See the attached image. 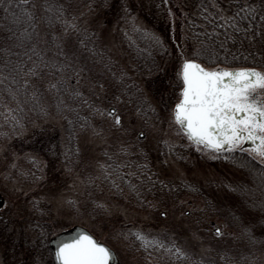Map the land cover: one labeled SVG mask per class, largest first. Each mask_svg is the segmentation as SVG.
<instances>
[{
    "label": "trees",
    "instance_id": "1",
    "mask_svg": "<svg viewBox=\"0 0 264 264\" xmlns=\"http://www.w3.org/2000/svg\"><path fill=\"white\" fill-rule=\"evenodd\" d=\"M87 1L89 0H61L67 5V18L79 16L80 9L87 4ZM99 1L108 2L109 13L115 11L122 17L118 21H124L125 30L118 28L121 36L120 43L129 56L133 71L142 82L141 85L134 78L129 79L125 75H120L121 79L117 80L116 70H112L113 66L97 59L98 47L94 48V41L90 40V37L87 39L91 48L85 49L77 44L78 33L74 36V33L66 36L58 23L51 27H45L43 23H39L37 28L40 30L41 27L44 31L43 40L39 35L33 36L31 41L25 40L24 46L19 49L14 48L13 52L26 53L32 60L40 59L39 54L42 52L49 61L55 59L71 64L72 67L63 73L69 77L68 90H61L59 93L42 92L41 105H47V114H45L37 109L34 102L27 100L23 93L19 95L20 104L18 105L6 91L8 87L15 88L16 85L11 84L9 80L0 83V143L18 136L14 134L13 122L10 114L4 110L5 106L13 109L14 114L17 107L22 108L18 115L22 118L25 127L17 129L20 133L35 119L48 115L59 116L62 121L63 137L59 141L54 158L57 164L67 165L68 168L77 170L81 166V156L80 150L76 151L78 149L76 132L80 128L89 127L92 122L96 121L97 113L101 112L94 111V108L105 109L103 105L107 103L116 106L121 112L131 111L141 118L157 121L160 118L158 112L160 110L167 112L178 99L177 74L170 71L167 64L168 62L180 64L181 54L191 58L194 51L204 48L208 53H214L210 57L200 58V62L205 66L213 67L219 64L222 67H264V60H262L264 36L261 35L264 34V19L261 18L264 17V0H155V6L160 11L159 15L173 12L176 17L170 20L161 15L157 19L146 16L144 24H137L128 18L137 10L136 4L131 0H129L130 3L124 0ZM245 4L254 7V14H249L244 8ZM10 11L17 16L20 15L16 0H13V7ZM227 17H233L235 24L231 21L226 23L224 18ZM37 19H40L39 13ZM172 24L180 28L181 34L174 35L171 30L175 27L173 28ZM0 25L13 29L29 27L23 20L19 25H15L2 7H0ZM237 27L240 31L236 30ZM53 30L68 42L69 46L63 50L66 55L71 56V59L66 60L65 56L59 55V52L47 42ZM145 32L148 34L146 35ZM153 35L163 42L162 45L153 39ZM230 36L232 39H229ZM249 36L254 39L250 41ZM0 39H2V34H0ZM33 43L36 44L35 53L29 51ZM15 58L24 59L23 56L9 57L13 64ZM211 60H214L215 64L211 63ZM2 63L6 61L3 53H0V64ZM80 64H86V70L79 73L80 79L77 80L74 72ZM30 66L31 61L25 60L26 69ZM43 71V80L32 78L41 89H44L49 78L48 73L55 70L45 69ZM89 73L93 85L96 86H99L98 76L108 77L112 85L109 97H101L87 90L88 87L83 80L89 78ZM51 79H56L55 75H52ZM146 89L152 95L151 97L156 99L155 102L145 94ZM74 90L82 95L74 96L72 94ZM114 96H121L122 99L116 101L113 99ZM145 98V103L137 102ZM58 99L68 107H61L58 110ZM137 109L140 110L137 111ZM44 145L45 143H39L37 146ZM122 146L126 147L127 151H122ZM164 148L165 146L161 145L157 148L156 155L151 156L146 151L143 152L138 143L130 145L115 140L107 149H101L102 165L109 167L107 169L100 167L98 181L95 178L85 179V189L90 190L91 194H85L86 197L77 209H75L77 206L75 201L69 200V205L71 202V207L74 208L73 210L70 207L75 213L74 221L85 223V217L92 221L101 216L103 209L98 206L97 201V194L101 192L99 187L105 188L116 199H122V193L125 191L136 207L151 212H155L153 204L156 201L167 206L170 202H176L177 198L183 194L198 195L203 199V207L202 215H197L196 225L208 249L203 260L204 264H264V207L261 206L264 205V175H262L264 165L253 157L255 155H250L247 151L218 153L225 161L237 168L241 175L237 179L218 181L216 187L224 193V196L215 198L209 196V193L212 195L215 193L213 189L216 187H213V184L207 190L191 181H165L155 177V169L150 157L161 159ZM67 153H71L68 157L70 164L65 159ZM225 156L228 158L225 159ZM178 159L182 160V157ZM28 162L30 169L24 171L26 180L39 175L37 162L30 159ZM114 165L119 166L118 172ZM130 173H135V175H130ZM114 183L116 186H113ZM130 185H135V190ZM25 200L30 204V209L35 215L28 218L31 224L35 227L48 225L51 219V215L48 214L50 211L41 212L36 199L25 197ZM155 215L157 220L162 221L159 214ZM211 215L216 216L224 224V236L216 237L212 229L210 230ZM245 226L251 229L255 237L254 241L244 233ZM171 230L173 229L167 225L161 226L160 230L155 232L156 238L164 241L165 244L173 243L171 234L175 231L173 230L172 233ZM222 255L223 259H221Z\"/></svg>",
    "mask_w": 264,
    "mask_h": 264
},
{
    "label": "rangeland",
    "instance_id": "2",
    "mask_svg": "<svg viewBox=\"0 0 264 264\" xmlns=\"http://www.w3.org/2000/svg\"><path fill=\"white\" fill-rule=\"evenodd\" d=\"M127 1L130 3L129 0H124ZM131 1L136 4L137 10L128 18L137 24H144L146 16L157 19L161 15L170 20L176 17L173 12L159 15L155 0ZM86 3L76 17L81 29L87 28L89 33H95V38L90 37V40L94 41L95 49L98 47L97 59L111 64L117 77L123 74L129 79L134 78L141 85L142 82L133 71L129 56L120 43L118 28L125 30L124 21H118L122 17L115 11L109 13L108 2L89 0ZM81 13L83 15H80ZM172 26L175 27L174 24ZM171 31L175 36L181 34L178 26ZM39 37L42 40L44 38L41 27ZM167 67L177 74L179 64L168 62ZM88 76L90 78V73ZM89 78L83 80L87 90L101 97H109L112 85L107 76H98V81L107 85L106 89L93 85L92 79ZM146 90L145 94L152 98ZM152 100L156 101L155 98ZM109 105L111 104L104 103L103 106L107 109ZM114 107L122 116V125L115 126L114 118L107 112L97 113L96 121L76 132L81 156V166L77 170L72 168L68 171L65 165L57 164L54 158L59 141L63 137L59 116L48 115L35 119L16 138L0 143V194L3 197L0 207V264H51L48 238L62 228L74 224L85 226L98 240L110 245L119 257V264H201L204 260L208 249L196 225L197 215H202L203 207V199L198 195L183 194L176 202H170L167 206L156 201L153 204L155 212H151L136 207L125 191L122 193V199H116L105 188L99 187L101 192L97 194V201L107 206L101 207V216L92 221L85 217V223L74 221V208L71 207V202L69 205V200L75 201L77 209L86 197L85 194H91L90 190L85 189L84 181L87 178L99 180V169L103 162L100 150L107 149L115 140L130 145L138 143L142 151L151 156L156 155L157 148L161 145L165 146L161 159L150 157L155 177L160 180L191 181L208 190L212 184L216 187L218 181L237 179L241 175V172L225 161L221 154L201 152L190 144L187 138L177 131L176 125L170 122V109L167 112L160 110V118L152 121L141 118L135 112H121ZM139 132H142V135L138 137ZM39 143L45 145L37 146ZM28 156H35L40 179L32 178L33 176L27 180L24 178V171L30 169ZM179 157H182V160H179ZM213 190L215 193H209V196H224L217 187ZM25 197L36 198L41 212L50 211L48 214L51 219L48 225L35 227L31 224L28 218L35 215ZM161 212H166L167 215H161ZM155 214H159L162 221L157 220ZM209 220L212 222L210 230L215 226H222L224 229V224L216 216L211 215ZM163 225L175 231L173 233L171 230L173 243L189 252V256H173L155 244L142 246V242L135 236V232L139 230L156 238L155 232ZM193 233L198 236L195 241L192 239Z\"/></svg>",
    "mask_w": 264,
    "mask_h": 264
},
{
    "label": "snow or ice",
    "instance_id": "3",
    "mask_svg": "<svg viewBox=\"0 0 264 264\" xmlns=\"http://www.w3.org/2000/svg\"><path fill=\"white\" fill-rule=\"evenodd\" d=\"M20 8V15L17 16L10 10L13 7V0H0V7L8 14L15 25H19L23 20L29 27H12L4 28L0 25V53H3L6 63L0 64V83L5 80L11 81L16 85L15 88L8 87L6 89L9 97L20 104L19 95L24 94L27 100L35 103L37 109L46 113L47 105H41L43 91H55L59 93L61 90H68V79L63 73L72 67L65 61H57L55 59L48 60L41 52L40 59L32 60L26 53H15L13 49H19L24 46V41H31L33 36L39 35L37 25L43 23L45 27H51L58 23L63 33L67 36L70 33H78L77 44L79 47L90 49L91 46L87 37L95 38V33H89L87 28L81 29L78 18L73 16L67 18V5L61 0H16ZM249 14H254V7L248 4L244 5ZM38 13L40 19H37ZM80 15H83L81 13ZM223 18V17H222ZM264 19V17H261ZM226 23L231 21L235 24L233 17H227ZM240 31V28H236ZM247 31V30H245ZM147 35L148 33L145 32ZM264 36V34H261ZM153 39L162 45L157 37L153 35ZM229 39H232L230 36ZM251 41L254 37L249 36ZM48 43L52 45L59 55L65 56L66 60L71 59L70 55H66L64 48L68 47V42L63 40L54 30L48 38ZM36 44H32L29 48L30 52L35 53ZM214 53H208L204 48H200L192 53V57H186L181 54V60L177 71L176 87L178 88V99L170 108L169 120L176 125L177 131L182 133L190 144L197 147L201 152L231 153L234 151H247L250 155H255L259 162L264 165V67H222L216 64L213 67L205 66L200 62V58L210 57ZM23 56L24 59L15 58V63L9 57ZM25 60L31 61L30 67H25ZM264 60V56H262ZM215 64L214 60L210 61ZM45 69H54L49 72L44 89L33 81V77L44 79ZM86 70V64H80L75 69L74 75L79 80V73ZM55 75L56 79H51ZM123 75V74H122ZM120 80L121 77H117ZM101 89H106L107 85L97 81ZM126 90V89H125ZM74 96H80L82 93L73 91ZM131 95V93H129ZM114 100L119 101L121 96H114ZM145 103L144 100L137 101ZM61 107L67 108L62 100H57V109ZM4 110L11 116L13 122V130L15 135H20L17 129L25 127L22 118L18 115L21 107L13 109L5 106ZM140 109H137L139 111ZM94 111H105L109 116L114 118V125H122V116L117 114L116 108L101 109L94 108ZM154 111V109H153ZM71 124V121H69ZM83 127V126H82ZM142 135V134H141ZM249 143V147L245 148V143ZM171 147V146H170ZM122 151L127 148L122 146ZM79 152V149H76ZM67 152V150H66ZM71 153L65 155V159ZM28 159L36 161L35 156H28ZM228 157L225 156V159ZM70 164L71 161L68 160ZM115 166V165H114ZM107 169L108 165H100ZM117 172L119 166H115ZM66 168L71 171L70 168ZM135 175V173H130ZM264 175V173H262ZM40 179V177H36ZM163 184V181H161ZM113 186H116L115 183ZM135 190V185H130ZM36 198H34L35 200ZM42 199V197H41ZM98 206L107 207L100 204ZM151 207V205H149ZM264 207V205H261ZM161 215H167L166 212ZM212 231L216 237L225 235L222 226H215ZM244 233L250 240H255L251 229L244 227ZM137 240L142 242V246L158 245L159 248L165 249L171 255L179 257L189 256L190 253L174 243L165 244L155 237L146 235L143 231L135 232ZM192 239H198L196 233H193ZM112 258L111 249L101 240H98L94 234L89 231H78L73 237L60 241L55 249V259L58 264H109ZM223 255L221 259H223ZM201 264H204L201 261Z\"/></svg>",
    "mask_w": 264,
    "mask_h": 264
},
{
    "label": "water",
    "instance_id": "4",
    "mask_svg": "<svg viewBox=\"0 0 264 264\" xmlns=\"http://www.w3.org/2000/svg\"><path fill=\"white\" fill-rule=\"evenodd\" d=\"M111 108H113V107L112 106L108 107V109H111ZM140 134H142V133L140 132L139 135ZM249 146L250 145H249L248 142H246L245 145H244V147H249ZM2 204H3V197L0 194V206H2ZM81 230L89 231L83 225L74 224V225H72L71 227H69V228H67L65 230H61V231L56 232L55 234H53L52 236H50L48 238L47 245H48V248H49V251H50L52 264H58L57 260L55 259V249H56L57 244L60 241L67 240L68 238L73 237L78 231H81ZM107 246L112 251V258L110 259L109 264H118V259H117V256H116L114 250L109 245H107Z\"/></svg>",
    "mask_w": 264,
    "mask_h": 264
}]
</instances>
